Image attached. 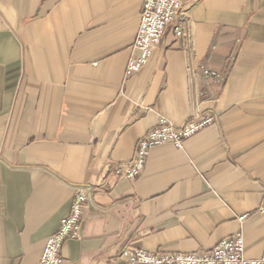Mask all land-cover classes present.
I'll return each instance as SVG.
<instances>
[{
    "label": "crops",
    "instance_id": "obj_1",
    "mask_svg": "<svg viewBox=\"0 0 264 264\" xmlns=\"http://www.w3.org/2000/svg\"><path fill=\"white\" fill-rule=\"evenodd\" d=\"M143 3L0 0V264H37L78 188L64 264L205 251L240 232L248 257L264 254V0H187L188 36L169 29L129 76ZM199 114L215 121L184 148H153L134 180L110 175L162 117Z\"/></svg>",
    "mask_w": 264,
    "mask_h": 264
},
{
    "label": "built area",
    "instance_id": "obj_2",
    "mask_svg": "<svg viewBox=\"0 0 264 264\" xmlns=\"http://www.w3.org/2000/svg\"><path fill=\"white\" fill-rule=\"evenodd\" d=\"M187 0H144L140 25L134 42L135 55L129 60L126 73L131 76L141 71L150 61L156 48L161 45L167 31L171 29L178 37H187V20L184 6ZM206 77L220 74L204 66ZM215 121L213 114H199L176 126L162 117L159 124L147 132L138 144L135 159L128 164L113 163L109 173L116 179L138 178L145 169L150 150L162 144L171 143L184 148L185 142ZM88 200L87 191L78 188L75 192L72 210L62 220L59 230L48 237L37 264H64L63 246L81 234L83 207ZM264 214V207L259 208ZM246 216H242L243 220ZM112 264H264V254L257 258L246 255L245 238L242 232L224 238L210 250L197 252H152L140 247L124 248Z\"/></svg>",
    "mask_w": 264,
    "mask_h": 264
}]
</instances>
